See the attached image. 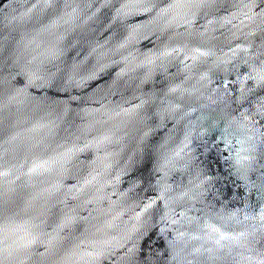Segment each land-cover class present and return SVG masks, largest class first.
I'll return each instance as SVG.
<instances>
[{"label": "water", "instance_id": "1", "mask_svg": "<svg viewBox=\"0 0 264 264\" xmlns=\"http://www.w3.org/2000/svg\"><path fill=\"white\" fill-rule=\"evenodd\" d=\"M0 264H264V0H0Z\"/></svg>", "mask_w": 264, "mask_h": 264}]
</instances>
